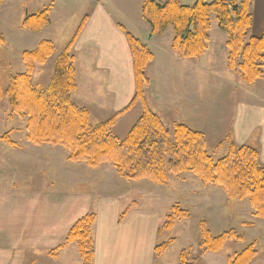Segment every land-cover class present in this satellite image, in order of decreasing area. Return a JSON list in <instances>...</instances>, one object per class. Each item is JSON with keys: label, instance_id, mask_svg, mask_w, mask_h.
I'll list each match as a JSON object with an SVG mask.
<instances>
[{"label": "crops", "instance_id": "obj_1", "mask_svg": "<svg viewBox=\"0 0 264 264\" xmlns=\"http://www.w3.org/2000/svg\"><path fill=\"white\" fill-rule=\"evenodd\" d=\"M144 1L59 0L58 4L49 7L50 22L41 31L31 32L23 27L22 30L32 33L37 39L33 48L43 38L55 44L61 36L64 38L66 29H71L69 36L72 37L81 19L87 16L70 50L77 82L72 98L78 106L90 111L94 123H99L126 107L134 92L132 58L125 34L117 26L121 24L153 52V60L148 65L154 75V79L150 80L151 86L155 81L160 87H172L178 67L185 72L181 73L183 80L189 76L185 70L192 69L190 118L194 129L215 138L226 132L225 135L229 134L236 144L256 147L259 162L264 166V75L247 84L236 72L228 69L227 35L217 25V39L213 40L210 36L205 51L208 62L202 68L209 71V75L212 72L215 74L220 67H215L214 63L219 58L220 66L225 65L228 75L226 81L223 80L238 94L234 100V113L225 121L226 127L220 123L213 124L211 111L199 104V57L182 59L171 49L172 27H167L158 35H151L149 25L141 16ZM181 1L186 5L192 4ZM5 5L6 0H3L0 11ZM21 18L16 23L20 24ZM263 27L264 0H254L251 36H261ZM188 63L191 67L185 68V65H190ZM168 68L172 69L171 72H167ZM218 79L221 81V78ZM196 85L197 94L194 93ZM170 87L169 90L172 89ZM148 104L153 106L152 101ZM133 109L135 114L142 111L136 103L122 115ZM187 114L190 115V109ZM122 115H118L116 121ZM31 146L35 155L41 157L36 163L46 161L44 168L36 166L31 175L24 177L20 172L25 163L21 158L25 157L22 155L27 148L17 146L12 152H7L11 154L6 158H0V264H40L41 257V262L48 261L49 264H81L76 243H67L65 238L75 221L88 212L96 215L92 264H175L174 259L168 262L167 258L174 238L163 254L156 255L154 252L161 233L158 228L166 208L153 200L142 187L146 184L152 186L151 181L127 180L119 176L109 163L91 168L84 163L69 162L66 149L59 145ZM40 149H45V154ZM57 184L59 187H56ZM130 192L140 194L145 202L127 204ZM153 195L160 198L157 194ZM125 210V216L118 221ZM259 229L262 230V226L259 225Z\"/></svg>", "mask_w": 264, "mask_h": 264}, {"label": "trees", "instance_id": "obj_2", "mask_svg": "<svg viewBox=\"0 0 264 264\" xmlns=\"http://www.w3.org/2000/svg\"><path fill=\"white\" fill-rule=\"evenodd\" d=\"M3 0H0V4ZM254 0H195L183 4L180 0H145L141 16L152 35L172 27V50L182 59L196 58L205 53L209 43L212 16L227 35V67L236 72L247 84L264 75V27L261 36L249 34L252 25ZM84 16L73 36L54 61L53 74L46 88L38 89L32 82L35 63H44L53 54L51 41L42 40L37 48L23 51L27 64L24 73L11 75L5 90L0 84V99H6L10 112L25 118L26 138L35 145H59L67 151V161L84 163L91 168L103 163L111 164L116 173L130 181L149 180L165 183L168 176L184 172L193 173L206 184L220 187L229 201L248 200L253 216L264 220V166L259 162L256 147L236 144L228 134L217 146L226 145L227 152L214 159L207 152V139L203 132L182 123L173 126V132L160 117L145 104V87L149 79L146 65L152 60L151 50L132 33L119 25L125 34L133 60L135 93L130 103L116 115L130 108L136 101L143 103L141 115L122 139L110 132L111 117L93 123L86 108L78 106L73 98L77 87L71 47L85 25ZM50 22L45 8L25 16L22 27L40 31ZM3 38L0 35V43ZM171 133V134H170ZM9 144L8 134L1 136ZM126 210L118 217L120 221ZM189 212L174 204L160 223L158 232L170 231L176 221L184 220ZM96 215L88 212L71 226L66 242H74L81 264H92L94 257L93 225ZM198 226V247L201 253L219 251L230 240H243L244 236L228 229L212 234L205 220ZM173 238L155 245L156 255L163 254ZM255 241L236 251L227 264H250L257 254ZM187 252L179 255L178 264H193Z\"/></svg>", "mask_w": 264, "mask_h": 264}, {"label": "rangeland", "instance_id": "obj_3", "mask_svg": "<svg viewBox=\"0 0 264 264\" xmlns=\"http://www.w3.org/2000/svg\"><path fill=\"white\" fill-rule=\"evenodd\" d=\"M186 1H188V3H193L191 2L192 0H183L184 3H187ZM58 3L59 0H6V7L4 6L3 11H0V35L3 38L2 44L0 43V84L3 90L7 88L11 75L26 72L27 64L22 59L23 51L34 50L42 40H49L52 42V40L48 38H43L38 41V45L36 44L37 46L33 48L35 43H37V39L33 38L32 33H28L26 32V30H22V20L29 14H34L45 8L49 9L52 4ZM19 17H22L20 24L16 23ZM10 20H12L13 22H9ZM119 25L121 24H117L118 27ZM211 25L212 27H210L209 36H212V39L215 40L217 39L216 32L218 29L217 21L214 15L211 19ZM69 33H71V29H69L68 31L66 29L65 33H63V39L61 36L58 40L55 41V44H53L52 42L54 47L53 54L49 56V58H47L44 63L34 64V68L31 73V79L33 84L38 89L47 87L51 75L53 74V66L56 56L63 51L64 46L67 45V43L71 39ZM68 38L69 40H67ZM141 42L146 45L144 41ZM205 54L206 55L199 56V62L201 64L198 87V95L200 100L199 104L202 108H206L211 111L210 114H212L213 116V124L216 125L217 123H220V125L225 128V121L228 119L227 117L231 116L234 113V100L237 99L236 95L238 93L236 94V91L234 92L233 88L227 85V82H225L228 75L227 71L224 69L225 65L222 64L220 66L219 58H217V60L215 61L214 66L217 68L220 67L221 70L219 69L217 72H215V74L214 72H212V75L208 74L209 71L203 70L202 66L206 65V63L208 62V53ZM131 61L133 69V60ZM149 63L145 68V73L149 79V83L145 87L144 93L145 104L160 117L163 123L170 129L171 133L173 132V126L176 123H182L190 128H193V124L190 118L192 106L191 99L193 98L192 80H190L192 69L189 68L185 70L189 74V76L185 78L186 80H183L184 77L181 73L185 72H182L181 68L178 67V70H176L174 73L176 81L173 83L172 87H160V85H158L159 83L155 84V81L151 86L150 80L154 75L152 72L151 74L148 69ZM185 64L187 63L185 62ZM188 67H191V64L188 66L185 65V68ZM170 68H168L167 72H171L172 69ZM218 78H221V81ZM223 79H225V81ZM169 87L172 89L169 90ZM134 93L135 76L134 92L130 101L132 100ZM194 93L197 94V85L194 88ZM160 95L163 97L159 98L158 96ZM148 101H152L153 106H150L148 104ZM136 103H138V106H141L143 110V103L140 101H136L134 104ZM181 107H183V109ZM186 109H190V115H188L189 113L186 115ZM134 110L135 109L130 110L122 115L125 112L123 111L122 113H120L122 115L121 119L117 121L116 117L120 114L113 115H116V117H114V121L110 126L111 134L120 139L126 136L130 127L142 113V111H140L138 112V114H135ZM87 111L89 112L90 116V111L88 109ZM3 114L5 115V118L1 119ZM0 120V158H6L7 155L11 154H8L7 152H12L17 146L21 148L24 147L27 148V150L26 152L24 151V154L22 155L25 157L21 158L22 163L23 160L25 162L23 163L24 166H22L20 169L22 175L24 177L26 175H31L32 170L35 169L36 166L38 168H44V164H46V161L40 160L38 163H36V160L41 157H37L35 155V149L33 150L31 146V144L33 143L29 142L26 138L25 118L17 114H12L10 112L9 105L4 98L0 99ZM223 133H221L218 138L212 137L210 135L206 136L204 134L207 139V152L212 155L215 160L221 158L227 152V146L225 144L222 146H217L218 142L223 140L224 137L227 136L225 135L226 132L224 134ZM4 134H8V139L12 141L14 145L9 144L5 139L1 138V136ZM40 150L39 151L42 154H45V149ZM58 176L59 175H57V177ZM151 184L152 186H147L146 184L142 187H145V191H148L149 194H151L152 198H154L153 200L158 201L163 205L162 207L166 208L165 212L162 215L161 222L164 220L165 215L169 212L170 207L174 204L179 205L181 208L189 212V216L186 219L176 221L170 231H162L157 238L158 244L168 241L170 238L175 239L174 244L169 247L167 252L168 262L174 259L176 264L177 262H179V258L177 257L178 253L185 251L188 253L190 257L189 259H191L190 261H193V264H227L229 258L233 257L236 251L241 250L247 244L255 241V247L257 252H259V255L256 254L250 264H264V258H262L264 257V220L253 216V209L248 200L229 201L227 200L224 191L220 187L213 184L203 183L191 172H184L178 176L170 175L167 177L165 183ZM62 185L63 183H61V186ZM56 187H59L58 184L56 185ZM153 194H157L160 198H155ZM126 202L127 204L130 203L131 205H134L135 203L137 205H140L145 201L143 198H141L140 194H136V192H130V194L126 198ZM201 219L206 221V223L208 224V228L212 232V234L217 235L225 230L233 229L237 234L243 235L244 239L227 241L217 252L201 253L197 243V224ZM259 225L262 226V230L259 229ZM41 259L42 257L39 259L38 263L49 264L48 261L41 262Z\"/></svg>", "mask_w": 264, "mask_h": 264}]
</instances>
